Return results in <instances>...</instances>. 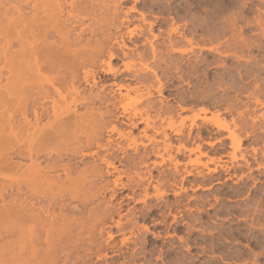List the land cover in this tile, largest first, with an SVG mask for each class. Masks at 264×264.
Returning <instances> with one entry per match:
<instances>
[{
    "label": "rangeland",
    "instance_id": "rangeland-1",
    "mask_svg": "<svg viewBox=\"0 0 264 264\" xmlns=\"http://www.w3.org/2000/svg\"><path fill=\"white\" fill-rule=\"evenodd\" d=\"M88 1L90 0H66L65 10L76 11L84 2V6H87ZM13 2V6L17 5L16 1ZM97 2L88 7L91 14L86 12L82 13L84 16L79 15L83 19L72 25L75 33L84 30L83 38L89 39L91 47L102 42L104 37L114 34H117L115 37L120 43L118 36L123 35L125 44L132 49L133 55L143 53L144 59L142 62L135 58L134 61H130V58H125L122 62L115 60L113 64L122 72L120 76H129L133 70L143 71L142 74L146 77L150 75L149 83H144L147 87L152 81V75L144 71L145 67L154 70L161 81L167 83L160 96L151 89L150 100L155 102L157 108L165 109L168 106L174 111L172 124L167 119L154 122V126L169 137L171 149L168 152L162 149L164 143L161 135L150 129L146 130L149 139L155 138L156 143L153 144L143 136L144 124L132 130L130 135L136 138L138 151L134 153L132 149H128L130 159L139 154H150L157 148L160 155L150 156L146 167L139 165L127 170L126 167L118 166L125 174L122 175L121 182L125 184L128 180H136L135 172L147 179L150 172V185L147 188L149 197L145 205L136 202L142 197L141 187L133 194L127 189L116 195L114 204L126 195L132 197L128 201L123 200L119 210L123 230L119 231L115 223L118 217L114 215L103 226H99L103 228L102 234L97 235L100 231L97 229L93 236L94 240L100 236L95 242H103L106 234L111 233L113 238L108 243L111 242L110 246L118 251V256L108 252V258L99 260L98 253H95L90 256L89 263L120 264L122 258L127 257L125 264H264V0H102L101 5L100 1ZM69 3H73L72 7ZM9 7L11 5L5 4L6 9ZM132 7L136 12L125 14ZM20 8L22 14L28 13L31 16V10L24 6ZM8 12H12L10 15L14 20L20 10L10 8ZM34 13L37 19L46 23V0L36 2ZM141 14L144 16L143 20ZM125 18L129 21L128 24L116 32L114 27L119 26L120 21ZM149 23H154L151 30ZM171 28L176 31L170 32ZM170 33L175 43L173 48L183 49L185 54L168 53L171 49L167 45ZM151 35L157 37L154 40L156 60L151 59L148 44L143 45L145 39H151ZM19 36L9 39L13 50L18 49L16 43ZM20 38H24V41L27 37ZM186 40H190V43ZM113 52L120 55L115 45ZM105 53L106 51L101 59L106 61ZM162 57L167 62L176 61L180 70L175 71L172 66L164 71L166 65L162 64ZM125 63L132 71H125ZM41 73L40 77L34 78V87L29 90V93H33L32 98H28L30 101L34 100L35 92L39 89L50 87L51 79L46 81V72ZM179 76L183 81L179 80ZM102 77H105L104 81ZM98 80H101L98 87L104 85L107 90L118 93L116 86L112 85V78L99 72ZM116 84H129L131 87L138 85L135 82L118 81ZM153 84L154 87L157 86L156 83ZM146 87H140V93L130 91L122 99V104L129 105L125 117L131 115L134 104L136 108L146 104ZM120 93L125 94L126 90L122 89ZM137 100L139 104H136ZM256 100L260 103L256 104ZM68 101L70 100L65 102ZM61 104L65 106L64 103ZM179 105L184 111L179 109ZM81 110L78 112H83ZM119 112L122 113L121 108ZM153 116L152 111L150 117ZM31 117L29 115L28 118L33 121ZM165 117L163 113L161 118ZM19 118L18 114L13 117L15 124L19 120L21 122L22 119ZM182 119L184 123L181 122ZM122 120L126 121L124 118ZM40 123L44 125L46 119L43 118ZM120 130L127 133L129 128L127 130V127L122 126ZM176 131L180 134H175ZM230 132H233L232 135ZM110 136L120 146L133 147L130 141L118 138L116 133ZM235 143L238 145L235 146ZM181 144L184 148L178 149ZM35 146V150L41 149ZM42 147L39 153L44 155L39 156L43 165L46 146ZM10 182H16V178L0 177V188L13 186L14 183L12 185ZM45 187L40 189L46 191ZM43 190L40 192L37 188L36 192L43 194ZM40 193L38 195L41 196ZM43 195L46 196V192ZM9 197H5L4 207L8 208L11 204H8ZM25 197L21 198L26 199V202L32 200ZM104 197L107 199L109 193ZM35 199L38 202L32 201L46 203L42 196L40 200L38 197ZM2 203L0 202L1 207ZM6 218L3 216V220ZM11 222L7 218L0 224V262L14 259L16 264L18 261L26 262L25 264L27 261L28 264H46V245L43 243L34 245L35 248H27L28 245H7L8 241L20 236V229L17 228L13 229L15 232L12 230L14 234L10 238L4 235L7 228L12 229L14 223ZM23 231L26 229L23 228ZM119 250L126 252L123 257ZM132 251L136 255L131 259Z\"/></svg>",
    "mask_w": 264,
    "mask_h": 264
},
{
    "label": "bare ground",
    "instance_id": "bare-ground-1",
    "mask_svg": "<svg viewBox=\"0 0 264 264\" xmlns=\"http://www.w3.org/2000/svg\"><path fill=\"white\" fill-rule=\"evenodd\" d=\"M13 1H16L17 5L13 6ZM37 1L41 0H0V177L13 176L16 178V182H13L14 185L10 182L13 186L0 188L2 207H4L6 196L13 197H9L8 204H11L8 205V208L0 206L2 211H0V221L4 222L8 218L14 223L11 222L13 227L10 226V228L12 227V229L7 228L8 230L4 231V235L9 238L14 234L13 231L15 232L13 229H20V231L18 230L20 238L14 237L15 239H9V242L7 237V245H28L27 248H35L36 244H45L46 264H69V262L92 264L88 260L95 253H98L99 260L108 258V252L114 254L113 256H118V251L112 245L110 246L111 242L108 243V240L112 241L113 238L111 233L106 234L107 237L103 242H95L100 236H96L95 240L93 236L97 229L100 230L97 235H101L103 228L99 226H103L105 221L112 219L114 215L118 217L115 223L119 227V231L122 229L123 225L120 224L122 216L119 214V210L123 200L128 201L132 197L126 195L120 202L114 204L113 200L116 195L127 189H130L133 194L141 187L140 190L143 194L141 199L136 202L145 205L146 199L149 197L147 188L150 185V172H148L149 179L135 172L136 180H128L125 184L121 182L124 172L118 169V166L126 167L127 170H132L139 165L146 167L150 156L160 155L157 148L150 154L143 153L144 156L139 154L137 155L139 157L135 155L136 158L130 159L127 150L132 149L134 153L138 151L136 138L130 135L132 130H136L140 124H144L143 136L149 139L146 135L147 129L161 135L164 143L162 149L164 152H168L171 149L169 137L164 131L155 127L154 122L167 119L172 124L174 110L168 106L165 109L157 108L155 102L150 100L151 89L160 96L167 83V81L163 83L154 70L145 67L144 71H148L152 75V81L147 87L144 83L149 81L150 75L147 73L149 76L146 77L142 74L143 71H132L126 63L125 71L132 72L129 76H120L122 72L113 64L115 60L122 62L123 59L130 58V61H134L135 58L142 62L144 59L143 53L133 55L132 49L125 44L123 35L118 36L120 43L115 37L117 34H114L104 37L102 42L91 47L89 46L90 41L86 37L87 40L83 43L85 40L83 38L84 30L75 33L72 25L82 21L83 18L79 17L80 14H86V12L91 14L88 12L91 10L88 7H92L97 0L88 1L87 6H84L86 4L84 2L81 7L76 8V11L65 10L66 0H46V23H42L40 19L36 18L34 9ZM101 1L98 0L100 5ZM5 4L11 5L9 9L20 10L16 19H12L14 18L11 16L12 12H8L9 9L5 8ZM102 4L104 6V1ZM69 5L72 7L73 3H69ZM20 6L31 10V16H28V13L27 15L22 14ZM74 11L78 12V15H75ZM129 12H136V10L134 7L129 8L125 14L128 15ZM8 14H11V17H7ZM115 14V18H117V13ZM140 17L143 20L142 14ZM128 22L126 18L120 21V25L114 27L115 31H120ZM153 25L154 23H149L150 30ZM175 31L173 28L170 30L172 33ZM12 35L15 37L20 35L18 43H16L18 49L15 48V50L12 49L9 41L10 37H13ZM170 35L171 33L167 38V45L171 48L168 53L185 54V50L173 48L175 43ZM22 36L27 38L23 41L24 38L22 40L20 38ZM128 36L130 39L131 33ZM156 38L151 35V39H145L143 44H148L152 60L157 55L154 45ZM186 42L190 43V40H186ZM114 45L117 46L121 56L113 52ZM134 47L137 48L136 45ZM104 51L107 53L106 61L101 59ZM160 59L162 64L166 65L163 68L164 71L172 66L175 71L179 69L176 61L172 60L168 63L165 58ZM42 71L46 72V81L48 78L51 79L50 87L39 89L35 92L34 100L30 101L31 99L28 98L33 96V93H29V90L34 78L40 77ZM99 72L113 79L112 85L116 86L117 94L114 90H107L104 85L97 86L101 81H97ZM102 80L104 81L105 77H102ZM179 80L183 81L181 76H179ZM117 81L120 83L135 82L138 85L131 87L129 84H116ZM153 83H156L157 86L154 87ZM140 87H146L144 89L147 102L141 108H136L134 104L135 108L131 115L125 117L124 114L128 112L129 105L122 104V99L126 98L130 91L140 93L142 91ZM122 89L126 90L125 94L120 93ZM67 99L70 101L65 102ZM59 103H64L65 106ZM257 103L260 102L256 100ZM136 104H139L138 100ZM119 108L122 109V113L119 112ZM79 109H82L83 112H78ZM179 109L184 111L180 105ZM152 111L154 116L151 118ZM163 113L166 115L164 119L161 118ZM16 114L22 120L15 124L13 117ZM29 115L33 117H31L33 121H30ZM43 118L46 119V123L40 125ZM123 118L126 121L122 120ZM184 120L182 119L181 122L184 123ZM122 126L127 127V130L129 128L127 133L120 130ZM113 133H116L120 139L130 141L133 147L130 145L120 146L115 140L110 139V134ZM232 133L230 132L231 135ZM175 134L180 133L176 131ZM149 142L153 144L156 143V140L152 138L149 139ZM139 144L141 145V143ZM35 145L41 149H43L42 146H46V159L43 165L39 155H44V153L40 154L41 149L37 150L38 148L36 151ZM236 145L238 143H235ZM179 148H184V146L181 144ZM189 152L191 151L189 150ZM43 186H46V191L40 189L44 188ZM37 188L40 192L43 190V194L46 192L45 196L38 191L43 197V201H45L44 198L46 199V203L41 204L42 201L37 203L35 198L38 197L40 200L41 197L36 192ZM106 193H109L107 199L104 197ZM22 196H28L37 202L28 199L26 202V199L21 198ZM3 216L7 218L3 220ZM129 225L134 228L133 224L129 223ZM28 226L30 227L28 228ZM23 228L26 229L25 232ZM38 229L39 231H37ZM1 236L0 238H2ZM125 253L120 252L121 257ZM130 254L132 259L136 252L132 251ZM137 255L139 254L137 253ZM126 258L123 257L120 264H125ZM2 262L0 264H16L14 259ZM22 262L18 261L17 264L26 263Z\"/></svg>",
    "mask_w": 264,
    "mask_h": 264
}]
</instances>
